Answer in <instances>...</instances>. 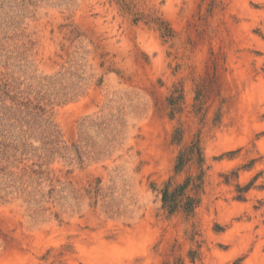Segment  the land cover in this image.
<instances>
[{
    "label": "rangeland",
    "instance_id": "374dc122",
    "mask_svg": "<svg viewBox=\"0 0 264 264\" xmlns=\"http://www.w3.org/2000/svg\"><path fill=\"white\" fill-rule=\"evenodd\" d=\"M0 264H264V0H0Z\"/></svg>",
    "mask_w": 264,
    "mask_h": 264
},
{
    "label": "trees",
    "instance_id": "16d2710c",
    "mask_svg": "<svg viewBox=\"0 0 264 264\" xmlns=\"http://www.w3.org/2000/svg\"><path fill=\"white\" fill-rule=\"evenodd\" d=\"M183 132L181 129H176L174 141L178 144L182 143ZM204 156L202 147L199 141H194L190 145H185L181 148L175 165V172L180 174L185 171L190 164L198 163L201 167L199 175H189L182 183L174 184L173 179L169 180L163 192V204L171 214L183 210V212L192 216L195 209L200 205L201 199L200 189L203 184V169Z\"/></svg>",
    "mask_w": 264,
    "mask_h": 264
}]
</instances>
